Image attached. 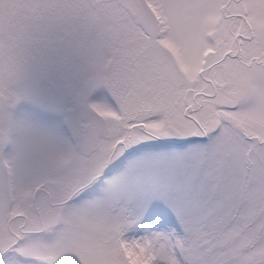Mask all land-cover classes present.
<instances>
[{
	"label": "snow or ice",
	"instance_id": "6c2138e0",
	"mask_svg": "<svg viewBox=\"0 0 264 264\" xmlns=\"http://www.w3.org/2000/svg\"><path fill=\"white\" fill-rule=\"evenodd\" d=\"M109 7L113 14L94 31L59 35L37 77L65 135L88 137L97 159L66 201L76 214L67 264H264V124L247 125L264 116V0H111ZM245 80L253 87L244 90ZM194 137L210 141L215 180L208 202L192 207L199 222L187 239L141 235L162 218L138 220L119 191L123 179L92 193L139 151L134 145Z\"/></svg>",
	"mask_w": 264,
	"mask_h": 264
},
{
	"label": "rangeland",
	"instance_id": "374dc122",
	"mask_svg": "<svg viewBox=\"0 0 264 264\" xmlns=\"http://www.w3.org/2000/svg\"><path fill=\"white\" fill-rule=\"evenodd\" d=\"M9 2L0 0V170L4 181L10 192L28 196L37 182L49 178L58 180L52 175L49 177L50 171L56 167L62 176L75 177L74 186L78 187L94 172L97 159L80 153L76 143L65 135L53 115V105L38 90V76L33 68L25 74L14 71L12 75L13 67L22 62L16 54L11 65L12 52L18 53L22 40L15 41L13 47L8 44L6 28L12 20L11 15L15 14L9 12ZM92 4H96V8ZM61 5L77 7L76 17L62 18L63 21L76 20L77 34L82 33L80 27L85 20H95V11L106 6L102 0H62ZM41 6L39 0H26L24 4L18 3V14L24 15L27 23L37 24L41 18ZM49 18L54 20L52 15ZM32 43L30 41L26 58L30 65L34 59L40 62L43 58L41 50L38 51L37 45ZM252 87L249 81L242 82L244 90ZM257 124H264V116L247 122L248 126ZM248 134L257 135L254 132ZM202 138H188L193 142L179 148L136 152L118 165L111 177L100 179L91 191L99 196L107 188L105 181L123 179L119 191L129 211L141 221L150 213L162 218L161 223L149 221L150 227L138 229L141 235L159 231L177 239H187L193 224L199 222L192 207H202L208 202L215 180L211 144L208 137ZM70 215L76 214H70L67 207H63L55 228L45 234L25 238L17 251L2 258L0 264H67L65 252L72 234ZM129 238L138 237L129 234Z\"/></svg>",
	"mask_w": 264,
	"mask_h": 264
},
{
	"label": "flooded vegetation",
	"instance_id": "af4514ba",
	"mask_svg": "<svg viewBox=\"0 0 264 264\" xmlns=\"http://www.w3.org/2000/svg\"><path fill=\"white\" fill-rule=\"evenodd\" d=\"M25 1L10 0L7 6L9 12L15 13L11 15L12 20L8 22L6 28L8 44L13 47L15 41L22 40V44L18 45V53L12 52L10 64H14V57L18 54L22 62L13 67L12 75L14 71H21L25 74V71L33 68L35 75L38 76L39 69L50 50L52 42L61 34L78 33L76 20H62L64 16H68V18L76 17L78 11L77 7H72L73 5H69L67 8L62 6V0H39L42 3L39 11L40 20H37V24L27 23L26 17L18 14V3L24 4ZM102 2L106 6H102L98 11H95L96 14H93L95 20H85L83 26L80 27L82 32L94 31L97 27L106 23L113 14L114 10L109 7L111 0H102ZM95 6L96 4H92V7ZM51 15L54 17L53 21L49 20ZM46 16H48L47 19L49 18L48 21L45 19ZM14 18L16 19L14 20ZM30 41L33 42L32 44L37 45L36 49L41 50L43 57L40 58V62L34 59L31 65L28 64L26 59L29 55L27 52H29ZM25 47L27 50L24 51L23 48ZM23 61H27V63ZM75 143L82 154H89L94 147L91 140L83 134L78 137ZM144 143L151 145V147L140 148L138 144L133 147L139 149L137 152H141L154 149L167 150L171 147L179 148L186 145L167 143L161 140H149ZM50 172L49 177L52 175V178H58L57 181L50 180L51 178L43 179L37 182L28 196H24L13 191L10 192L7 189L2 170H0V206L3 208V204L6 205L0 215V261L4 258L5 253H9L13 249V246H16L15 251H17L16 248L25 241V238L42 235L55 228L61 219V210L66 206L69 196L78 190V187L74 186V183H76L75 177L62 176L60 169L56 167ZM111 173L114 174L113 171ZM107 175L102 176L100 179L107 177Z\"/></svg>",
	"mask_w": 264,
	"mask_h": 264
},
{
	"label": "water",
	"instance_id": "95a60500",
	"mask_svg": "<svg viewBox=\"0 0 264 264\" xmlns=\"http://www.w3.org/2000/svg\"><path fill=\"white\" fill-rule=\"evenodd\" d=\"M82 149H84V148H82ZM4 205V207L2 208V206H0V215H1V213H2V211H3V209H5V204H3Z\"/></svg>",
	"mask_w": 264,
	"mask_h": 264
}]
</instances>
